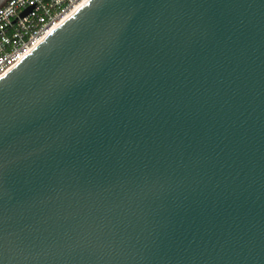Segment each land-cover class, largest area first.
<instances>
[{
  "label": "water",
  "instance_id": "obj_1",
  "mask_svg": "<svg viewBox=\"0 0 264 264\" xmlns=\"http://www.w3.org/2000/svg\"><path fill=\"white\" fill-rule=\"evenodd\" d=\"M0 264H264V0H89L1 75Z\"/></svg>",
  "mask_w": 264,
  "mask_h": 264
},
{
  "label": "built area",
  "instance_id": "obj_2",
  "mask_svg": "<svg viewBox=\"0 0 264 264\" xmlns=\"http://www.w3.org/2000/svg\"><path fill=\"white\" fill-rule=\"evenodd\" d=\"M89 0H7L0 6V76Z\"/></svg>",
  "mask_w": 264,
  "mask_h": 264
},
{
  "label": "crops",
  "instance_id": "obj_3",
  "mask_svg": "<svg viewBox=\"0 0 264 264\" xmlns=\"http://www.w3.org/2000/svg\"><path fill=\"white\" fill-rule=\"evenodd\" d=\"M7 0H0V6L6 3Z\"/></svg>",
  "mask_w": 264,
  "mask_h": 264
}]
</instances>
